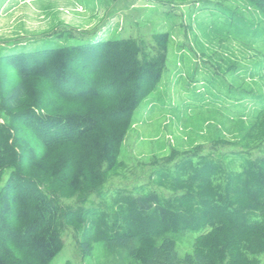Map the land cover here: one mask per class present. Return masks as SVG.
Masks as SVG:
<instances>
[{"label": "trees", "instance_id": "16d2710c", "mask_svg": "<svg viewBox=\"0 0 264 264\" xmlns=\"http://www.w3.org/2000/svg\"><path fill=\"white\" fill-rule=\"evenodd\" d=\"M246 1L264 15V0ZM169 43L158 33L151 42L0 54L16 78L11 90L0 88V264H49L63 233L83 225L82 253L100 243L104 264H259L264 109L238 141L155 158L159 192L118 190L99 212L82 207L121 164L132 115L156 90ZM179 242L190 253L180 255Z\"/></svg>", "mask_w": 264, "mask_h": 264}, {"label": "rangeland", "instance_id": "374dc122", "mask_svg": "<svg viewBox=\"0 0 264 264\" xmlns=\"http://www.w3.org/2000/svg\"><path fill=\"white\" fill-rule=\"evenodd\" d=\"M158 33L170 37L162 78L132 115L121 164L84 209L99 212L118 190L159 192L155 158L243 137L264 109V15L246 0H0L2 55L102 40L151 42ZM0 65L6 92L16 85L15 73ZM83 227L63 233V248L49 264L105 263L100 243L82 253ZM176 249L180 255L191 251L181 242ZM258 259L264 264V254Z\"/></svg>", "mask_w": 264, "mask_h": 264}]
</instances>
